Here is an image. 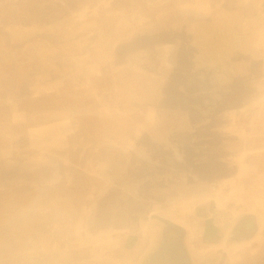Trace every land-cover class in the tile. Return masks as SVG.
I'll return each mask as SVG.
<instances>
[{
	"label": "crops",
	"instance_id": "0c3cea01",
	"mask_svg": "<svg viewBox=\"0 0 264 264\" xmlns=\"http://www.w3.org/2000/svg\"><path fill=\"white\" fill-rule=\"evenodd\" d=\"M41 1L48 5L25 9L24 18L0 13L9 44H0V63L9 60L0 76V117L8 104L0 196L10 201L0 210L30 220L19 229L0 213V264H21L15 258L34 251L54 257L51 264H264V249L219 248L226 235L195 212L257 173L251 153L264 151V0H142L148 11L129 30L118 27L117 41L102 18L86 19L94 0ZM110 39L109 56L97 58ZM148 49L165 56L154 58L161 72L153 69V93L143 85ZM16 50L41 52L22 67ZM132 72L138 79H129ZM105 87L112 90H96ZM52 96L57 101L28 104ZM131 100L134 112L120 108ZM128 110L149 119L91 144L93 134L81 135L83 117L119 116L122 124ZM82 235L88 245L74 252ZM12 242L24 249L5 251Z\"/></svg>",
	"mask_w": 264,
	"mask_h": 264
},
{
	"label": "rangeland",
	"instance_id": "374dc122",
	"mask_svg": "<svg viewBox=\"0 0 264 264\" xmlns=\"http://www.w3.org/2000/svg\"><path fill=\"white\" fill-rule=\"evenodd\" d=\"M19 1V2H18ZM25 1V2H24ZM47 6L48 2L47 1H41V0H14L12 3H8V2H4L3 0H0V13H1V17H3L2 15L6 16L7 13L6 12H10L13 15H16L17 17H22L24 15V13L26 12L25 9H34L40 6ZM168 3L164 2L162 6H166L167 7ZM91 6V7H90ZM94 8L96 11L90 13H86V19L87 20H91L93 18H97L100 19L102 18V24L105 25V23L107 24V26H111L114 30V34L112 36V40L113 41H117L118 39H120L121 37V33H117V29L118 27L122 26L123 28L129 30L130 28H132L135 25V21L138 18L139 15L145 13L148 11V8L144 6V3L142 2V0H94L90 3V5L88 6V8ZM58 8H61V6H58ZM92 8V9H93ZM123 12L120 16L116 17V16H112L113 19L118 20L117 23L116 22H112V21H108V18L111 17V13L119 15V12ZM11 14V15H12ZM62 14V13H60ZM59 14V15H60ZM49 16H52V14L50 13ZM24 18V17H22ZM29 21L28 19H22V21ZM1 26V25H0ZM1 36H0V44L5 48V47H9V44L6 43L5 37H4V33L1 31L0 32ZM43 38H47L48 35L43 34L42 35ZM146 41H151V37L150 38H145ZM110 41L111 39L104 43L102 45V49L98 52L97 54V58H107V56H109V52L107 50L108 45L110 46ZM134 46L137 45V43L133 44ZM146 46H152L151 43L146 44ZM147 52L145 53V61L147 62H151L150 65H146L145 66V82L143 83V85L146 87L150 86V93H153V91L155 90L154 87V83H152V74H153V69L156 72H161L159 71V62H158V58L160 57V55L153 53L152 49H148L146 50ZM41 51H34V50H16L14 51V55L17 57H24L26 59V61L23 63H19L20 66L25 67L27 66L25 63H31L32 60L40 57L37 56L40 54ZM12 53V51L10 52ZM13 55V54H12ZM13 55V56H14ZM73 54L69 55L72 56ZM67 57V56H66ZM134 57H137L136 55H134ZM157 57V61H154V58ZM7 56H5L0 63V76L3 74H8V70L6 69L8 67V62L9 60H7ZM69 58V57H67ZM162 59V61L164 60L165 56L161 55L160 57ZM4 60H6L4 62ZM4 62V64H3ZM161 62V61H160ZM29 68V67H28ZM162 71L165 69L164 66H161ZM160 69V70H161ZM23 70H26V68H24ZM32 70L30 69V74H32ZM135 72V70H134ZM164 72V71H163ZM165 73V72H164ZM133 72L129 75V79H131L132 77H135L136 79L137 76L133 75ZM135 74V73H134ZM150 78V79H149ZM141 80V79H140ZM149 80V81H148ZM66 89L68 90H72L73 86L72 83H68L66 85ZM112 90V88H98L96 90L98 91H102V90ZM146 91V90H145ZM53 97V96H52ZM55 97V96H54ZM36 98V99H28V104H31V101H34V104L37 103H41L43 101H57L55 98ZM121 100V99H120ZM148 100V101H147ZM155 97H150L149 99L146 98V105L152 104V101L154 103ZM136 103L135 101H128V105L126 103V105L124 103H122L120 105V108L122 110L127 109H131L134 112V109H136V105L133 107V104ZM1 109H2V115L0 117V120H2L4 118L3 115L7 114L8 112V104L5 102V104L1 105ZM126 107V108H125ZM125 108V109H123ZM129 111V110H128ZM130 112V111H129ZM97 115V114H96ZM96 115H91V116H86L82 118L83 121V130L81 132V135L83 136H87L88 133L93 134L94 135V140H88V144H91L93 141H99L102 140L104 138H116L119 137L123 134H128L130 132L133 131V126H135L137 123H141L142 120L145 122H147V120L149 119V114L148 112H146L143 115H132V113L130 112V115H125V118H128L127 121L125 123L120 124V117L116 116V117H112L111 115H107V116H103L106 117V120H99ZM143 118V119H142ZM130 119V120H129ZM139 121V122H138ZM113 126L114 130H108L105 131L103 126ZM123 125V126H122ZM121 126L120 128H117ZM116 127V128H115ZM263 132V131H262ZM84 148V147H82ZM252 155H256L255 157V163L252 162V165H255V169L257 170V173L253 174L251 177H249L248 175L242 179L243 181V186L235 193L232 195H226V196H221L219 197L216 196V201H208V205L207 208L205 206H199L195 208V212L197 214H202V215H208L209 219H211L212 221L214 220L217 225H218V229L220 234L218 235V237L220 238V236L222 237V235H226L227 231H228V225L242 212L244 211H252L253 213H255L258 217L259 220L261 222L260 225V230H259V234L258 237L252 241H248V240H242L238 243L237 247L238 248H256V249H264V151H255L251 153ZM80 189H78L79 192V196L81 197V201H84V195H83V191H85V182L84 179L82 178V182H80ZM10 201H8V198H5L3 196H0V205L1 206H7L8 203ZM24 202V201H21ZM83 203V202H82ZM1 216L3 219L5 218H11L12 220H15L16 222L19 221V224H17V227L19 229H25V223L26 222H30L29 219H27V217L25 218V215L23 216V214L19 213L18 211H14V210H5V209H1L0 210ZM17 213V214H16ZM8 226L7 225H1V231H2V235H6L8 234L7 231ZM38 229H42L40 227H37ZM27 229V228H26ZM51 230V228H50ZM7 231V233H6ZM6 233V234H3ZM81 242H80V246L75 248H70L73 249L74 252L78 251L77 249H80V251H82V249L86 248L88 245V238L85 237L84 235H82L81 237ZM63 244V243H61ZM66 245L71 246L72 244L70 242H65ZM13 246L17 247V250H23L24 249V245L22 243L17 242L16 245L14 242H12L8 248H6L5 251L10 250L13 248ZM225 247V248H232V246L229 245V241H224L219 248L221 247ZM27 247V246H26ZM34 249V248H33ZM209 250L212 249L211 247L208 248ZM4 253V252H2ZM42 254H40V252H32L31 255H25L24 257L21 258H15L18 260L19 263L21 264H44L45 261L47 260L48 263L47 264H51L54 263V257H41ZM6 257V256H5ZM4 254H2V259L4 261L5 260ZM47 258V259H46ZM12 260V258H11ZM14 261V259H13ZM195 264V263H194ZM210 264V263H208Z\"/></svg>",
	"mask_w": 264,
	"mask_h": 264
},
{
	"label": "flooded vegetation",
	"instance_id": "af4514ba",
	"mask_svg": "<svg viewBox=\"0 0 264 264\" xmlns=\"http://www.w3.org/2000/svg\"><path fill=\"white\" fill-rule=\"evenodd\" d=\"M261 222L259 217L252 211H244L239 214L229 225L226 234V239L229 245L234 242L239 243L242 240L249 242L256 239L260 230Z\"/></svg>",
	"mask_w": 264,
	"mask_h": 264
}]
</instances>
